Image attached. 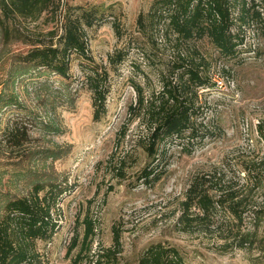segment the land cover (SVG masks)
I'll return each instance as SVG.
<instances>
[{
	"label": "rangeland",
	"instance_id": "374dc122",
	"mask_svg": "<svg viewBox=\"0 0 264 264\" xmlns=\"http://www.w3.org/2000/svg\"><path fill=\"white\" fill-rule=\"evenodd\" d=\"M155 1L54 0L53 8L40 11L17 2L22 14L12 13L10 39L3 43L0 37L2 92L12 53L24 54L36 40L48 44L60 35L69 6L97 11L85 40L87 55L107 73L105 112L93 119L92 93L82 84L81 59L73 57L69 76L76 103L47 113L59 135L43 139L32 133L29 143L4 148L0 159L5 170L31 147L68 149L60 160L34 167L61 174L67 189L53 214L56 234L35 244L42 264H137L140 253L156 243L178 248L186 264H264V0H232L234 19L241 4L247 17L245 24L235 20L231 33L242 44L230 59L219 56L207 37L177 38L166 22L156 21ZM189 67L209 81L196 93L199 138L189 144L190 154L181 150L187 137L168 141L158 161H151L144 151L149 124L138 113L135 87L146 104L164 83L178 84L177 74ZM17 94L43 117L31 97L20 89ZM148 164L158 180L142 178ZM246 169L255 181L247 179ZM1 176L0 190L25 193L14 181L7 187L9 177ZM193 184L214 201L236 192L243 219L228 212L229 203L205 217L187 196Z\"/></svg>",
	"mask_w": 264,
	"mask_h": 264
},
{
	"label": "trees",
	"instance_id": "16d2710c",
	"mask_svg": "<svg viewBox=\"0 0 264 264\" xmlns=\"http://www.w3.org/2000/svg\"><path fill=\"white\" fill-rule=\"evenodd\" d=\"M17 2L24 9L30 5L39 11L54 6V0H0V37L3 43L10 39L8 23L12 13L17 11L22 14L16 7ZM155 5L156 21L166 22L172 34L182 41L207 37L219 56L227 59L233 58L237 53L236 48L242 44V39L231 32L235 20L246 23L244 4H241L236 19L232 15V0H157ZM96 16L97 11L69 6L61 16L60 35L55 34L48 44L36 40L38 47L36 45L24 54L10 55L7 79H4L0 92V159L4 148L15 149L29 143L32 133L43 139L59 135L61 130L47 113L55 112L58 105L72 108L76 103L77 90L72 87L73 81L69 76L73 57L81 59L82 84L92 93L93 119L98 121L103 115L106 100L103 84L107 80V73L99 70L87 55L85 40V28L93 27L97 22ZM182 69L185 71L177 74L178 84L164 83L160 92L146 104L142 91L135 87L138 113L143 111L149 124L150 133L144 151L151 161H158L161 148L168 141L181 142L187 137L188 145L182 144L181 150L190 154L193 145L189 144L199 138L197 121L200 108L196 106V93L207 87L209 81L202 78L194 67ZM18 89L25 97L33 99L37 109L43 112V117L20 102ZM130 110L134 111V108ZM63 150L58 146L55 149L31 147L24 155L16 157L15 162L6 164L9 169L0 170V185L4 180L1 175L4 174L9 177L6 186L9 181H14L21 184V190L25 192L16 195L15 191L6 187L0 190V264H42L35 244L37 241L48 242L56 234L59 223L53 214L67 189L66 180L61 174L53 170L40 172L34 167L38 163L60 160L68 154V149ZM149 167L148 164L142 170L144 181L158 180L160 175H154ZM246 170L247 179L255 181L252 170ZM236 195V192L229 190L214 201L205 190L199 188V184H193L187 196L205 217L214 214L216 205L221 207L229 203L228 212L241 221L243 214L238 212V208L242 201ZM137 260V264H186L178 248L161 243L151 244Z\"/></svg>",
	"mask_w": 264,
	"mask_h": 264
}]
</instances>
